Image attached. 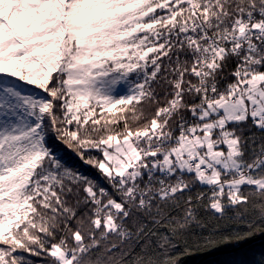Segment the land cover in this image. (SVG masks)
Here are the masks:
<instances>
[{
    "label": "snow or ice",
    "instance_id": "6c2138e0",
    "mask_svg": "<svg viewBox=\"0 0 264 264\" xmlns=\"http://www.w3.org/2000/svg\"><path fill=\"white\" fill-rule=\"evenodd\" d=\"M258 236L264 0H0V264Z\"/></svg>",
    "mask_w": 264,
    "mask_h": 264
},
{
    "label": "trees",
    "instance_id": "16d2710c",
    "mask_svg": "<svg viewBox=\"0 0 264 264\" xmlns=\"http://www.w3.org/2000/svg\"><path fill=\"white\" fill-rule=\"evenodd\" d=\"M61 147L64 149V152L69 153L71 155L74 162L79 165L81 171H83L87 175L92 176L95 179L98 180L101 179L99 173L95 169L91 168V166L89 165H84L82 161H79L78 157H75V155L71 153L70 149H67L63 145H61ZM105 187H107L106 184ZM238 245L239 244L237 245L230 244L223 248H219L217 250L204 252V253L190 252L186 256L181 258V264H193L209 253L231 249ZM32 259L36 261L37 264H40L41 258L33 257ZM201 264H264V241L251 245L235 253L220 255L215 258L207 259Z\"/></svg>",
    "mask_w": 264,
    "mask_h": 264
},
{
    "label": "water",
    "instance_id": "95a60500",
    "mask_svg": "<svg viewBox=\"0 0 264 264\" xmlns=\"http://www.w3.org/2000/svg\"><path fill=\"white\" fill-rule=\"evenodd\" d=\"M262 241H264V236H260L258 238H254L252 240L243 242V243L239 244L238 246H236L234 248H231V249L209 253V254L205 255L204 257H202L200 260H198L197 262H195L193 264H201V263H203L204 261H206L207 259H210V258H215V257L220 256V255H226V254L235 253V252H238V251H240L242 249H245V248H247V247H249L251 245L257 244V243L262 242Z\"/></svg>",
    "mask_w": 264,
    "mask_h": 264
}]
</instances>
